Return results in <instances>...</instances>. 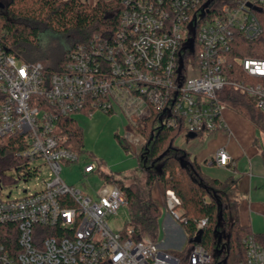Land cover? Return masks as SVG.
I'll use <instances>...</instances> for the list:
<instances>
[{"label": "built area", "instance_id": "2783aa9c", "mask_svg": "<svg viewBox=\"0 0 264 264\" xmlns=\"http://www.w3.org/2000/svg\"><path fill=\"white\" fill-rule=\"evenodd\" d=\"M263 10L264 0H120L113 37L77 42L60 72L0 49V139L18 137L20 144L14 164L0 172V225L7 226L0 264H210L200 243L175 254L147 237L131 239L129 228L112 230L109 218L128 206L123 190L103 180L86 192L62 179L61 162L81 153L63 120L95 110L123 113V140L137 155L145 138L135 127H144L152 108L182 132L216 133L227 129L219 91L229 86L264 114V57L234 53L238 36L260 35ZM212 163L232 161L220 147ZM79 170L87 176L97 163L85 161ZM42 174L40 187H19ZM179 205L166 188L164 209L180 224ZM205 225L199 220L196 230ZM243 248L237 264H264V247L252 234Z\"/></svg>", "mask_w": 264, "mask_h": 264}, {"label": "trees", "instance_id": "16d2710c", "mask_svg": "<svg viewBox=\"0 0 264 264\" xmlns=\"http://www.w3.org/2000/svg\"><path fill=\"white\" fill-rule=\"evenodd\" d=\"M0 49L13 52L25 61H39L36 56L42 31L53 33H75L78 40L64 51L42 52L44 60H53L54 64L43 65L48 71L60 72L66 52L77 42H87L94 37H113L119 20L120 0H95L90 5L82 0H0ZM261 24L260 35L249 41L238 36L235 39L234 53L239 57H264V10L258 14ZM41 62V61H40ZM219 97L226 106L249 120L264 132V114L255 106L252 99L239 90L225 86L219 91ZM161 112L152 108L151 115L145 120L144 127L137 125L145 142L136 155L143 161L147 171L146 186L148 194L140 197L130 186H124L114 175L105 171L97 161V172L103 180H115L123 190L128 202L129 220L123 229H131L127 234L133 240L144 237L157 241L159 235L160 206L152 199L151 189L155 181H160L166 189L170 185L180 200L179 209L185 218L180 224L186 232L185 251L195 245L191 239L196 235V225L206 219L202 229L200 245L208 253L212 245L218 249L221 225L227 229L223 244L224 257L216 264H237L244 257L243 239L252 234L264 247V232L253 233L249 226L242 225L238 218V202H228L227 188L234 185L230 179L220 181L201 171L199 163L187 151L175 145L177 136L182 132L180 126H167L160 121ZM63 129L69 136L74 148L81 152V129L76 120H63ZM124 150L131 147L119 138ZM18 137L0 139V172L14 164L15 151L19 149ZM7 226L0 225V242L6 243ZM126 234V233H125Z\"/></svg>", "mask_w": 264, "mask_h": 264}, {"label": "rangeland", "instance_id": "374dc122", "mask_svg": "<svg viewBox=\"0 0 264 264\" xmlns=\"http://www.w3.org/2000/svg\"><path fill=\"white\" fill-rule=\"evenodd\" d=\"M82 1L90 5L95 2V0ZM39 40V47L36 51L34 50V52H36L35 58L46 66H52L54 61H45L42 52L44 51L49 54L56 50L59 51V49L64 51L78 40V35L75 33H70L68 35L57 34L46 29L41 32ZM226 108L228 109L229 107ZM223 110H225V108ZM75 120L78 127L81 129L82 146L80 147V158L73 163L61 162L62 169L60 176L62 179L69 185L86 192H92V188H98L102 184L103 178H101L97 171L83 176L79 169L85 161L93 160L97 163L96 160H98L102 163L105 171L114 175L124 186H130L140 197H146L149 190L146 186L147 171L144 169L143 161L137 158L133 149L128 151L124 150L115 136V134H117L119 138H123L125 128L128 126L125 115L123 113L107 114L103 111L95 110L91 115L79 113L75 115ZM42 176L44 175L42 174L37 180L26 184H19V187H40ZM168 187L171 186L168 185ZM164 191L165 188L163 184L160 181H155L151 189V197L162 209L159 222L162 220L164 213H166L163 206ZM232 194L231 192V194L228 195L229 204L234 202ZM127 207L120 208L116 215L109 218L108 223L112 230L123 229L128 222L129 213ZM180 211L182 212L183 210L180 209ZM167 214L170 216L169 212H167ZM175 225V230L167 232V234L159 228L157 241L163 249L175 254H180L184 252L187 243L186 232L178 222L175 221ZM251 227L254 233L264 232L263 217L258 214H253L251 216ZM219 230L221 232L218 242L219 250H215L212 245L209 250V255L211 256L210 264H216L225 255L222 247L226 240L227 229L221 225Z\"/></svg>", "mask_w": 264, "mask_h": 264}, {"label": "crops", "instance_id": "0c3cea01", "mask_svg": "<svg viewBox=\"0 0 264 264\" xmlns=\"http://www.w3.org/2000/svg\"><path fill=\"white\" fill-rule=\"evenodd\" d=\"M222 116L227 125L226 130L194 136L181 132L175 145L191 154L199 163L201 171L209 177L234 182L227 192H232L238 202L240 223L252 230L251 216L258 214L263 217L264 213V132L231 108H225ZM220 147H224L231 157L229 166L212 163ZM175 226L171 216L164 213L160 221L164 233L175 230Z\"/></svg>", "mask_w": 264, "mask_h": 264}, {"label": "water", "instance_id": "95a60500", "mask_svg": "<svg viewBox=\"0 0 264 264\" xmlns=\"http://www.w3.org/2000/svg\"><path fill=\"white\" fill-rule=\"evenodd\" d=\"M4 5L2 2H0V8H2ZM189 136H194V133H189ZM202 229H199L196 233V235L191 239L193 243L199 244L201 239Z\"/></svg>", "mask_w": 264, "mask_h": 264}]
</instances>
